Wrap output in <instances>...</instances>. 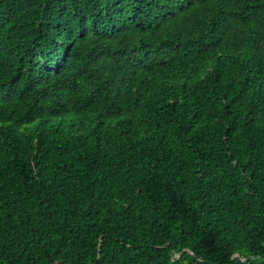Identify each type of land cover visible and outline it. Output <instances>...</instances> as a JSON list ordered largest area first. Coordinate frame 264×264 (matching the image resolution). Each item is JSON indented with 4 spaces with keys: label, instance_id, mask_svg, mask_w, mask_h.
Returning a JSON list of instances; mask_svg holds the SVG:
<instances>
[{
    "label": "trees",
    "instance_id": "obj_1",
    "mask_svg": "<svg viewBox=\"0 0 264 264\" xmlns=\"http://www.w3.org/2000/svg\"><path fill=\"white\" fill-rule=\"evenodd\" d=\"M0 264H264V0H0Z\"/></svg>",
    "mask_w": 264,
    "mask_h": 264
}]
</instances>
